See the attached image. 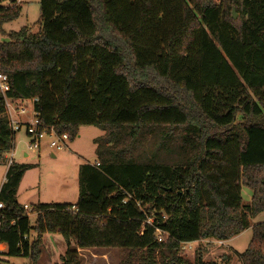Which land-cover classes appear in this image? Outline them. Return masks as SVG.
Listing matches in <instances>:
<instances>
[{
  "label": "trees",
  "instance_id": "obj_1",
  "mask_svg": "<svg viewBox=\"0 0 264 264\" xmlns=\"http://www.w3.org/2000/svg\"><path fill=\"white\" fill-rule=\"evenodd\" d=\"M10 2L0 3L8 96L37 98L43 125L70 141L82 125L104 134L96 161L80 165L77 202L33 206V242L17 199L27 166L8 167L2 261L38 264L42 236L60 233L63 264H81L78 249L90 248H120L121 264H191L182 243L251 227L264 211V0H40L38 32H6L21 14ZM8 122L0 95V158L15 148ZM252 231L239 260L264 264V221Z\"/></svg>",
  "mask_w": 264,
  "mask_h": 264
},
{
  "label": "rangeland",
  "instance_id": "obj_2",
  "mask_svg": "<svg viewBox=\"0 0 264 264\" xmlns=\"http://www.w3.org/2000/svg\"><path fill=\"white\" fill-rule=\"evenodd\" d=\"M0 3L4 6L11 5L10 0H0ZM19 4L21 6L20 16L4 24V30L6 32L18 31L23 26H30L34 32H38L40 29V0H19ZM4 40H7V37L0 32V42ZM239 121L240 118H238ZM103 134L104 132L96 126L82 125L76 139L67 142L66 149L51 148L50 140L46 137L42 140L40 149L33 151L28 148L29 140L25 127H23L17 131L14 150L7 153L5 158L4 156L0 158V188L8 170V159L12 157L15 163L27 166L17 192V199L21 205L75 204L79 194L80 165L83 163L93 164L96 161L94 139ZM52 152L55 156H52ZM242 194L244 203L250 202L252 192L248 187L243 188ZM30 219L33 228L29 240L33 242L39 237L35 229L36 214H32ZM250 221L251 227L232 241L219 244L215 241L204 240L191 247H182L180 254L191 264H197L199 255L205 262L240 264L239 254L246 250L252 239V226L264 221V211L252 217ZM42 240L43 253L38 264H63L61 257L67 251L65 238L60 233H48L42 236ZM78 253L81 264H121L124 256V251L120 248L78 249ZM5 258L8 261L7 264H33L25 256L7 255Z\"/></svg>",
  "mask_w": 264,
  "mask_h": 264
},
{
  "label": "built area",
  "instance_id": "obj_3",
  "mask_svg": "<svg viewBox=\"0 0 264 264\" xmlns=\"http://www.w3.org/2000/svg\"><path fill=\"white\" fill-rule=\"evenodd\" d=\"M11 91V84L7 75L0 72V95L2 96L8 124L10 128L17 134V131L25 127L26 135L29 140L28 148L36 151L41 147L42 140L46 137L50 140V147L57 150H63L68 147L67 142L70 141L68 134H59L54 127H46L40 120L38 112L35 109V102L37 98L31 99H17L8 96ZM14 159H8V167L12 165ZM96 165H99L98 163ZM5 181V180H4ZM4 208V204L0 200V209ZM24 215L31 216L37 215V211L29 204L23 205ZM152 223V219L148 220ZM1 224V219H0ZM158 240L162 239V231L157 229ZM216 243L223 244L225 241L213 240ZM197 242L182 243V247H191ZM8 251L7 245L0 242V264H6L2 261L3 255Z\"/></svg>",
  "mask_w": 264,
  "mask_h": 264
},
{
  "label": "crops",
  "instance_id": "obj_4",
  "mask_svg": "<svg viewBox=\"0 0 264 264\" xmlns=\"http://www.w3.org/2000/svg\"><path fill=\"white\" fill-rule=\"evenodd\" d=\"M7 40H8V38H7ZM7 40H4V41H7ZM26 156H27V154H25ZM52 156H55V154H54V152H52ZM15 162V161H14ZM250 199V198H249ZM239 235H237V237H238ZM234 238H236V236L235 237H233L232 239H230V240H227V241H225V243H227V242H229V241H232ZM241 264V263H240Z\"/></svg>",
  "mask_w": 264,
  "mask_h": 264
},
{
  "label": "water",
  "instance_id": "obj_5",
  "mask_svg": "<svg viewBox=\"0 0 264 264\" xmlns=\"http://www.w3.org/2000/svg\"><path fill=\"white\" fill-rule=\"evenodd\" d=\"M233 16H234V18L238 17V15H237V13L235 11H233ZM173 264H179V263H173Z\"/></svg>",
  "mask_w": 264,
  "mask_h": 264
}]
</instances>
